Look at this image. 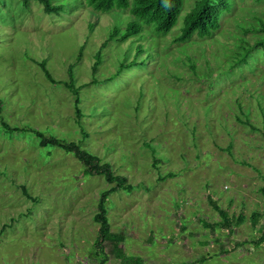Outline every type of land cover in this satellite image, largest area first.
<instances>
[{
    "label": "rangeland",
    "instance_id": "rangeland-1",
    "mask_svg": "<svg viewBox=\"0 0 264 264\" xmlns=\"http://www.w3.org/2000/svg\"><path fill=\"white\" fill-rule=\"evenodd\" d=\"M231 2L211 38L180 45L172 40L195 3L185 0L168 35L148 27L140 39L110 42L93 75L101 44L131 20L125 10L102 13L84 0H54L63 12L46 15L34 1L25 8L0 0V264H264V243L252 244L261 229L250 218L264 206V136L235 119L240 105L264 129L256 104L264 100V45L247 69L227 72L215 61L241 44L238 37L255 43L261 34L244 30L264 22V0ZM138 44L153 58L107 80ZM30 59L45 61L60 81L73 65L81 118L75 96L48 83ZM27 128L75 142L134 187L109 196L113 237L101 248L93 216L110 186L84 173L73 154L42 146ZM214 204L230 224L221 226L226 221ZM228 252L244 255L216 258Z\"/></svg>",
    "mask_w": 264,
    "mask_h": 264
},
{
    "label": "trees",
    "instance_id": "trees-1",
    "mask_svg": "<svg viewBox=\"0 0 264 264\" xmlns=\"http://www.w3.org/2000/svg\"><path fill=\"white\" fill-rule=\"evenodd\" d=\"M25 8H28L30 2H37L46 15H59L63 12V6L59 3H54V0H20ZM86 5L96 12H110L113 9L125 10L129 17L130 22L125 28L114 27L108 34L106 40L101 44L96 54L94 55V63L92 65V73L98 71L99 66L102 63L103 50L107 47L110 42H125L132 39H140L144 28L151 27L157 36H166L170 31L176 26L180 13L185 4V0H84ZM231 0H195L193 7L183 16L182 25L177 36L172 40L175 44H186L189 43L193 38H198L201 40H206L211 38L212 35L220 29V22L223 15L228 13L232 5L230 6ZM233 4V0L231 2ZM259 27L249 26L244 33L252 32L259 35L258 39L254 44L249 45L243 37H238L237 39L241 44L235 45V49L231 54L223 53L226 57L223 59L219 56L216 57V63L219 67H223L227 72L232 70H242L253 66L255 61L254 53L257 50L256 47L264 45V22L259 19ZM138 37V38H137ZM247 44V45H246ZM147 49L143 45L138 44L135 49L133 58L127 62V58L124 57L123 61L118 64L114 75H111L107 80L116 79L122 72L135 69H143L147 61H150L153 56L151 53L146 54ZM33 61L40 71L42 72L44 78L48 83L53 85H63L70 93L75 96L76 105V115L81 118V111L78 107L79 90L80 87L75 86L74 79V67L70 65L67 69V81L55 80L45 61ZM191 69H194L193 63H189ZM106 80V81H107ZM93 83H97L96 79L93 78ZM256 104L261 111V115L264 120V100L262 97H258ZM241 115H235L237 124L247 127L250 131L262 133L264 136V129L260 130L255 126L249 118V111H243L242 107L238 105ZM248 113V114H247ZM245 117V120H243ZM1 125L6 129L10 130L9 127L1 122ZM8 127V128H7ZM31 133H33L37 138L40 139V144L42 146H52L59 147L66 153H71L75 156V159L82 165L84 173L90 176H99L104 179V181L110 186L109 189L101 192L97 212L93 216L94 222L98 225L97 237L95 239V245L101 248L103 242L110 241L112 235L110 232V226L107 218V208L106 202L109 196L119 190H124L125 192H130L134 187L128 184L127 178L120 174H116L111 165L107 162H102L97 156L90 154L86 150L82 149L75 142H65L53 137H45L43 133L27 128ZM14 130H18L15 128ZM23 131V130H22ZM262 131V132H261ZM146 148H151L152 146L148 143L144 145ZM156 150L152 148V166L155 168L157 166ZM171 176V174H169ZM162 179V178H161ZM24 193L25 188L22 187ZM261 195L264 198V187L261 189ZM214 208L219 211L220 216L223 217V222L221 226L225 224H230L226 213L221 209H218L216 204ZM259 213H255L251 216V220L255 223L260 219ZM260 239L264 240V231L262 229ZM101 250V249H100ZM99 250V251H100ZM97 252V249H96ZM102 260L98 264H104Z\"/></svg>",
    "mask_w": 264,
    "mask_h": 264
},
{
    "label": "crops",
    "instance_id": "crops-1",
    "mask_svg": "<svg viewBox=\"0 0 264 264\" xmlns=\"http://www.w3.org/2000/svg\"><path fill=\"white\" fill-rule=\"evenodd\" d=\"M262 212H263V209H262V211H260V219H259V221L257 220L255 223H253V221L251 220V224H252V228L254 229V227L256 228L258 225H259V227H260V229H261V231H262V229H263V222H262ZM253 214H251V216H252ZM251 218V217H250ZM260 236H261V233H260ZM260 236L257 238V239H255L254 240V242H252V244L253 243H255V244H262V243H264V240H262V239H260ZM244 239L245 238H243L242 239V241H240V240H237V241H240V242H238L237 244L239 245V246H241L240 244H244ZM253 240V239H252ZM236 241V240H235ZM238 245H236V246H238ZM238 246V247H239ZM235 252V251H234ZM229 253H232V252H228V253H221V254H218V256H216V258L217 259H220L221 261H231L232 260V258L233 257H242L241 255H244V254H242V252L240 253V254H236V255H233V254H229ZM245 256H248V257H251V255H250V253H248L247 255H245ZM212 258H210V259H207V260H211ZM206 261V260H205Z\"/></svg>",
    "mask_w": 264,
    "mask_h": 264
},
{
    "label": "built area",
    "instance_id": "built-area-1",
    "mask_svg": "<svg viewBox=\"0 0 264 264\" xmlns=\"http://www.w3.org/2000/svg\"><path fill=\"white\" fill-rule=\"evenodd\" d=\"M262 222H263V231H264V206H263V212H262Z\"/></svg>",
    "mask_w": 264,
    "mask_h": 264
}]
</instances>
